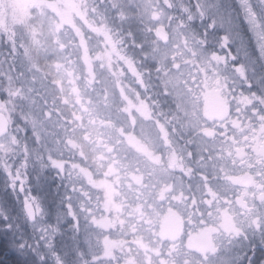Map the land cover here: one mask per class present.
<instances>
[{
	"label": "rangeland",
	"instance_id": "rangeland-1",
	"mask_svg": "<svg viewBox=\"0 0 264 264\" xmlns=\"http://www.w3.org/2000/svg\"><path fill=\"white\" fill-rule=\"evenodd\" d=\"M100 1L123 38L86 18L87 0H0L2 240L24 264H234L203 263L186 239L201 218L222 253L238 245L225 247L228 220L264 241V128L229 54L246 47L245 27L264 47V0ZM146 78L160 105L139 92ZM217 90L235 91L230 121L209 119ZM180 159L187 179L196 161V184H173ZM167 212L186 222L177 245L159 237Z\"/></svg>",
	"mask_w": 264,
	"mask_h": 264
},
{
	"label": "flooded vegetation",
	"instance_id": "flooded-vegetation-1",
	"mask_svg": "<svg viewBox=\"0 0 264 264\" xmlns=\"http://www.w3.org/2000/svg\"><path fill=\"white\" fill-rule=\"evenodd\" d=\"M233 4V3H232ZM234 5V4H233ZM238 25H241L238 21ZM241 38L244 39L246 47L244 49H241L239 51H233L229 52L231 55L230 59L232 61V69L236 70V73L234 75V79L236 83L239 84L240 89L242 92H246L248 95V98L245 99V101H252L253 107L252 111L257 117L259 118L260 125L259 128L261 130V126L263 125L264 128V47H259L258 43L256 42V39L253 38V35L249 28L245 27L241 33ZM243 42V43H244ZM245 72L244 78H242L241 73ZM212 94H209L206 96L205 104H207V110L209 119L211 122H225L230 121L231 118V108L230 105L232 104L230 101H228L229 97H231L232 94H235V91H233L230 94H227L225 96L222 93H219V91H213L210 92ZM217 96L220 98V102L222 103L223 110H224V116L220 118L213 119L211 117V110L209 108L210 104L209 102L214 99V97ZM212 134H209L208 136H211ZM176 151V152H175ZM174 153L179 158L180 154L178 151V148ZM178 151V153H177ZM242 156V160L247 159V156H245L243 153L240 154ZM181 158V157H180ZM182 160V159H180ZM182 161L179 162V165L176 169H170V175L171 179L173 180V184L181 179H186L189 182H194L196 184V176H197V170H196V161L191 160V166L190 167V173H189V179H187L184 173V169L181 167ZM184 164V162H183ZM171 167V166H170ZM251 180L250 185L246 184L247 180ZM234 185L237 187L246 186L250 187L253 185L254 180L249 177L246 179H233L232 180ZM193 199L199 200L202 202V205H206V202L204 198L196 197ZM194 201V200H192ZM197 208L198 213H200V203L194 206ZM193 207V208H194ZM171 216H177V218L181 222V227L179 229V235L175 239H172L167 234H165L166 229V221ZM201 220V218H199ZM198 221V224L192 225L193 230L188 234L187 236V243H189L193 249V253L196 254L198 257L203 258L202 256L205 254V258H203V263H207L210 261V258L216 259L217 257H228V259L231 260L234 264H264V241L260 245H258V242L253 240V235L247 233L243 230H239L237 227L234 226V223L231 220L229 221V224L226 226V241L230 242V244H225V247L229 248L232 244H234V241H237L236 244L237 247L233 248L229 254L226 252L222 253V250L219 249V246H215L213 242L209 239V235L207 232H204V227H201L202 222ZM159 224L161 226L163 225L162 229L159 232V237L164 243L169 244H175L180 242L182 237H184V232L186 229V222L183 220L182 216L178 212H172V213H165V215L161 216L159 218ZM199 225V226H198ZM217 235H212L213 237ZM192 236V237H191ZM264 240V239H263ZM232 242V243H231ZM215 243V242H214ZM217 248V250H214V248ZM186 252H190L191 250L186 249ZM225 261V259H222ZM12 264V263H11Z\"/></svg>",
	"mask_w": 264,
	"mask_h": 264
},
{
	"label": "trees",
	"instance_id": "trees-1",
	"mask_svg": "<svg viewBox=\"0 0 264 264\" xmlns=\"http://www.w3.org/2000/svg\"><path fill=\"white\" fill-rule=\"evenodd\" d=\"M87 2H89L90 11H88L86 18L94 17L97 24H107L110 29H118L120 33L119 37L123 38L124 33L121 32L125 25L119 22V18L110 11L109 6L104 2L102 3L100 0H87ZM121 38L119 39L122 40ZM155 71V65L148 64L144 66L142 73L149 76L153 75ZM147 79L148 78L145 79L146 86L144 87V91L141 90L139 92H143L149 102L154 100L156 104L160 105V103H158V95H160L161 90L158 87L151 85ZM2 234L3 231L0 229V264H24L19 259L16 260L13 251H11L6 242L2 240Z\"/></svg>",
	"mask_w": 264,
	"mask_h": 264
},
{
	"label": "water",
	"instance_id": "water-1",
	"mask_svg": "<svg viewBox=\"0 0 264 264\" xmlns=\"http://www.w3.org/2000/svg\"><path fill=\"white\" fill-rule=\"evenodd\" d=\"M157 36L159 37V39L161 40V42H163L164 44H169V35H167L164 31H162L160 28L157 29ZM210 106V110H211V117L213 119L215 118H220L222 116H224V110H223V106L222 103L220 102V98L215 96L214 99H212L209 102ZM11 132V123L9 122L7 116L5 113L1 112L0 113V140H2V138L7 137L10 135ZM251 180H247L246 184L250 185ZM25 208V213L26 216H28L29 220L31 222H36L37 220V213L35 208L32 207L31 204H26ZM181 227V222L180 220L177 218V216H171L167 219L166 221V229H165V234H167L169 237H171L172 239H175L177 237V235H179V229Z\"/></svg>",
	"mask_w": 264,
	"mask_h": 264
},
{
	"label": "bare ground",
	"instance_id": "bare-ground-1",
	"mask_svg": "<svg viewBox=\"0 0 264 264\" xmlns=\"http://www.w3.org/2000/svg\"><path fill=\"white\" fill-rule=\"evenodd\" d=\"M94 223H96V222H94ZM107 225H108L107 222H102V223L97 224V226H99V227H105Z\"/></svg>",
	"mask_w": 264,
	"mask_h": 264
}]
</instances>
